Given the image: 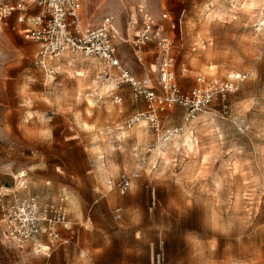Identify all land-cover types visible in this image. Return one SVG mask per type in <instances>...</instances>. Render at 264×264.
Segmentation results:
<instances>
[{
  "label": "rangeland",
  "instance_id": "rangeland-1",
  "mask_svg": "<svg viewBox=\"0 0 264 264\" xmlns=\"http://www.w3.org/2000/svg\"><path fill=\"white\" fill-rule=\"evenodd\" d=\"M81 2L89 28L113 17L129 40L117 42V58L137 79L157 69L155 50L141 65L130 42L129 15L141 2L174 39L181 90L198 75L246 80L226 110L215 102L183 134L160 142L145 122L126 128L145 110L127 86L117 92L120 105L99 99L97 60L65 55L48 75L36 66V45L7 20L0 33V189L9 198L63 205L72 226L84 227L44 258L11 247L0 223V264H264V0ZM182 113L167 111L164 127L181 125ZM121 173L138 174L124 195L106 184ZM115 207L123 210L119 222Z\"/></svg>",
  "mask_w": 264,
  "mask_h": 264
},
{
  "label": "built area",
  "instance_id": "built-area-1",
  "mask_svg": "<svg viewBox=\"0 0 264 264\" xmlns=\"http://www.w3.org/2000/svg\"><path fill=\"white\" fill-rule=\"evenodd\" d=\"M13 14L17 15L18 23L25 25L23 38L37 47L35 63L41 71L52 75L49 64L65 55L97 60L101 65L105 91L99 99L105 98L113 105H120L122 98L117 92L127 86L135 101L144 102L145 110L130 119L126 128L144 121L160 142L183 134L198 114L215 102L226 110L228 98L237 93L246 80L245 75L239 73L226 79L198 75L189 91L181 90L175 74L174 39L141 2L135 8L138 30L132 45L137 50L147 45L154 46L156 88L131 75L117 58L119 35L112 16L103 18L95 28H84L80 0H15L12 4L0 5V33ZM164 19L166 16L162 15L161 22ZM182 76H185L184 72ZM174 107L184 109L181 125L164 127L159 120L160 115ZM137 178V173H121L115 180H107L106 184L110 190L115 189L124 195ZM122 215L121 207L112 210L115 222L121 221ZM0 223L3 238L11 247L44 258H49L57 247L65 243L61 232L72 229L63 205L43 203L30 195L9 198L8 193L1 189ZM155 263L159 264V260L156 259Z\"/></svg>",
  "mask_w": 264,
  "mask_h": 264
},
{
  "label": "crops",
  "instance_id": "crops-1",
  "mask_svg": "<svg viewBox=\"0 0 264 264\" xmlns=\"http://www.w3.org/2000/svg\"><path fill=\"white\" fill-rule=\"evenodd\" d=\"M80 2H81V0H80ZM13 3V2H12ZM12 3H7V4H12ZM0 5H6V4H0ZM17 15L16 14H13L8 20H10V21H12L13 20V24H11V29H12V31H17V33H19V34H21L22 35V30L25 28V25L24 24H22V23H18L17 22ZM81 22H82V26L84 27V28H89L86 24H85V22L83 21V16H82V2H81ZM128 26H129V28H128V30H132V31H135V35H134V37L136 36V34H137V30H138V24H137V18H136V15H135V10H134V13L132 12L130 15H129V21H128ZM114 28L117 30V32H118V35H119V40L121 41V42H123V43H128L129 42V40H122L121 39V33H120V31H119V29H118V27H117V25H116V23H115V21H114ZM23 36V35H22ZM130 42H132V41H130ZM152 49H154V46L153 45H147V46H145V47H143V48H140V50H137V51H135V53H136V58H137V61H138V63H140L141 65H144L145 63H147V56H148V54L150 53L149 51H151ZM155 50V49H154ZM155 56H156V50H155ZM120 60V59H119ZM142 60H143V62H142ZM144 63V64H143ZM151 74H156V70H146V72H144L141 76H140V79L139 80H141V81H146V84H147V86H150V87H154V88H156V86H157V77L155 76V77H153V75H151ZM122 92H123V90H122ZM127 92H128V90H127ZM144 103V102H143ZM144 106H145V104H144ZM142 112H144V110H142L141 112H138V113H136L135 115H138V114H140V113H142ZM166 113V112H165ZM165 113H163V114H161L160 115V122H161V124L164 126V124H163V121H164V115H165ZM134 115V116H135ZM182 115H183V113H182ZM133 116V117H134ZM132 117V118H133ZM173 117H175V115L173 116ZM182 118V117H181ZM142 122H144V121H142ZM78 226H80V227H77V228H75V227H73L72 226V229L70 230V231H62L61 232V236H62V238L65 240V243L62 245L63 247H65V246H67L74 238H75V236H77V234H78V232H79V230H80V228H83L84 227V224H80V225H78ZM85 226H87V225H85Z\"/></svg>",
  "mask_w": 264,
  "mask_h": 264
}]
</instances>
